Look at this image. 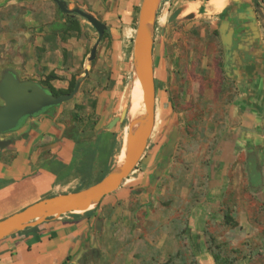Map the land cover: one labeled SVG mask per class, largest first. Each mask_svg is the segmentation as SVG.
<instances>
[{"label":"crops","instance_id":"0c3cea01","mask_svg":"<svg viewBox=\"0 0 264 264\" xmlns=\"http://www.w3.org/2000/svg\"><path fill=\"white\" fill-rule=\"evenodd\" d=\"M86 3L89 7L76 5L106 25L105 36L97 46L94 64L88 62L87 56L97 37L96 30L80 16L76 17L79 32L63 36L62 32L51 30L53 23L64 22L63 14L61 18L50 21L41 33L43 35L38 36L36 45L40 46L42 54L38 60H31V65L38 64L39 68L44 69V75L39 78L41 80L49 73L55 74L58 78L50 80V84L61 89L68 86L76 72L79 71V74L75 77L81 78L87 66L89 69L81 79L83 82L89 79L95 68L110 72V80L113 81L111 90L95 92L98 96L97 119L107 125L118 115L115 110L121 112L125 107L127 84L123 78L132 68L133 38L141 0H86ZM162 4L168 23L175 20L178 23L184 20L187 23L195 22L201 17L211 23L217 21L216 29L224 51L223 57L228 62V76L234 80L239 92L237 97L224 106L228 108L229 117H233L236 125H228L224 113V119H215L213 122L215 112L212 111L208 115L210 131L215 134L217 127L220 131L226 125L225 130L239 135V150L250 149V145L257 144L260 135H264V40L253 5L248 0H159L158 9ZM241 7L244 10L239 11ZM230 8H234L235 13L232 15ZM176 9L179 10L177 18L169 21L171 13ZM189 14L193 16L187 18ZM164 17L159 20L163 21ZM231 18H236L237 27L244 29L236 31L235 21ZM220 28L225 30L224 33L220 32ZM243 32H246V37L241 34ZM221 35L229 41L228 50L223 47ZM237 40V46L233 47ZM50 41H54V44H50ZM153 70L154 127L135 169L117 189L104 195L94 208L48 217L36 225L13 231L0 239V264H164L168 261L170 264H189L194 259L193 255L198 261L207 258L208 263L212 262L204 250L206 238L202 230L205 225L197 222L195 211L186 215L183 224L177 213L174 214V207L162 205L164 191L158 189L157 184L167 175L159 177L155 174L167 153L168 143L174 133L173 126L180 113L174 111L165 90L164 95L159 94L158 86L160 82L163 84L164 75L157 76L154 56ZM17 77L23 79V76ZM129 105L130 90L127 107ZM51 112L28 117L20 127L9 131L4 138L10 140V143L0 149L1 203L12 201L15 196L12 192H18V188L21 189L20 193H24L32 186L37 188L40 183H45L46 187L41 193L46 196L39 195L38 200L51 195L58 187L56 174L50 167L57 162L69 164L76 143L69 137V127L62 124L57 116H52ZM187 129L190 135L191 132L194 135L199 132L193 123ZM226 144L229 143L220 139L215 148L219 150L220 157L214 156L211 166H219V175L216 178V170H210L211 177L218 181L216 189L214 187L207 191L210 198L219 197L228 166L232 165L236 157V154L227 156L224 153ZM230 147L233 148L232 145ZM184 193L177 192L175 202L180 197L188 200L190 192L186 195ZM212 204L214 206L215 202ZM201 233L203 236H199ZM195 236L198 237V250L192 242Z\"/></svg>","mask_w":264,"mask_h":264},{"label":"rangeland","instance_id":"374dc122","mask_svg":"<svg viewBox=\"0 0 264 264\" xmlns=\"http://www.w3.org/2000/svg\"><path fill=\"white\" fill-rule=\"evenodd\" d=\"M248 1L257 12L264 40V0ZM67 3L69 8L76 4L89 7L86 0H67ZM163 8V4L157 8V17L151 28L154 67L158 77L164 75L163 84L160 82L158 86L159 94L164 95L166 91L165 95L180 116L173 126L176 134L172 149L156 171L159 177L167 175L157 184V188L164 191L162 205L174 207V214L177 213L183 224L186 215L194 210L197 222L205 225L204 231L202 230L206 238L204 250L210 255L212 262L208 263L207 258L198 261L193 255L194 259L189 264H264V135H260L257 144L250 145L251 150H239V135L225 130L226 125L220 131L217 127L215 134L210 131L208 115L212 111L215 112L213 122L215 119H224V113L227 115L225 121L228 125H236L233 117H229L228 108L224 106L237 97L239 92L234 80L228 76V62L223 57L224 51L216 29L217 21L211 23L201 17L195 22L187 23L184 20L178 23L175 20L168 23ZM62 15L52 0H0V77L4 71L12 70L18 76H23V79L41 80L39 78L44 75V69L39 68L38 64L31 65V60H38L42 54L40 46L36 45L37 38L43 35L41 33L50 21L53 22ZM160 17H164V20L160 21ZM50 44H54V41H50ZM86 68L88 70L89 66ZM78 74L79 71L74 76ZM91 74L84 82L80 78L79 90L72 99L48 111H52V116H57L62 124L78 127L90 135L85 141L92 142L91 145L97 147L98 154L89 172V183L93 184L104 169L109 171L116 165L127 120L108 128L97 119L98 96L95 92L111 90L113 81L110 80V72L99 68H95ZM132 75L133 67L126 73V78H123L127 84L125 107L129 103ZM115 111L120 115L119 111ZM73 116L79 117L80 122L75 123ZM191 123L199 131L195 135L192 132L190 135V130L187 129L188 126L191 127ZM8 132L0 135V139L7 137ZM220 139L229 143L226 144L224 153L227 156L233 153L236 157L232 165L228 166L219 197L210 198L208 189H216L218 185L215 179L219 175V166L213 167L211 164L214 156L220 157L219 150L215 149ZM230 142L236 149L230 147ZM169 157H172V163ZM79 159L80 153L74 150L69 164L57 162L50 167L56 174L55 182L58 185L51 195L86 187V178L78 175L75 170ZM213 168L216 170V178H212L210 174ZM251 169L257 170L252 173ZM36 187L32 186L24 193H20L21 189L18 188V192H12L15 195L12 201H0V219L7 216H2L5 213L20 210L35 202L39 195L46 196L41 193L46 187L45 183ZM177 192H185L184 195L190 192V197L188 200L180 197L175 202ZM211 201L215 202L214 206ZM225 215L231 217L233 222L225 221ZM183 233L186 234V231L183 230ZM202 233L199 236H203ZM197 238L195 236L192 241L196 250L199 249ZM164 264H170V261Z\"/></svg>","mask_w":264,"mask_h":264},{"label":"water","instance_id":"95a60500","mask_svg":"<svg viewBox=\"0 0 264 264\" xmlns=\"http://www.w3.org/2000/svg\"><path fill=\"white\" fill-rule=\"evenodd\" d=\"M62 13L77 14L87 20L96 30L97 37L92 44L87 56L91 62L97 52L106 25L98 20L92 13L75 5L68 7L67 0H52ZM159 0H141L136 31L133 38L132 67L138 72V82L144 103V114L141 124L134 130H129L123 140L124 161L119 168H111L100 180L95 183L70 192L53 194L17 210L0 219V239L13 231L36 225L48 217L60 216L72 212H84L94 208L99 200L106 194L119 187L124 179L135 169L145 151L147 140L151 135L155 120V84L153 70V35L151 28L155 21ZM179 10H174L169 21L177 18ZM193 15L189 14L187 18ZM220 28V32L224 33ZM222 37V35H221ZM224 49H229V41L221 38ZM88 70H84V78ZM78 81L71 92L63 95H54L47 88L30 79H19L12 70H6L0 77V135L17 129L26 118L47 113V111L62 102L69 101L78 92ZM128 107H124L120 115L113 117L107 124L111 128L118 122L127 120ZM128 127V120H127ZM175 133V131H174ZM167 146V153L172 149L175 134ZM10 143L8 139H0V149ZM166 153V154H167ZM157 176V172L155 174Z\"/></svg>","mask_w":264,"mask_h":264},{"label":"trees","instance_id":"16d2710c","mask_svg":"<svg viewBox=\"0 0 264 264\" xmlns=\"http://www.w3.org/2000/svg\"><path fill=\"white\" fill-rule=\"evenodd\" d=\"M65 16V20L64 22H55L52 25L51 30L53 31H58V32H62V35L64 36L65 34L69 35L71 32H79L80 31V26L78 23V20L76 17H78L77 14H67V13H63ZM105 36V31H104V35L102 37V39ZM95 62V59H93L90 63L91 65H93ZM58 78L55 74L53 73H49L45 76V78L41 81H38V83H40V85H42L43 87L47 88L52 94L54 95H63V94H67L69 92L72 91V89L74 88L75 84L80 80V78H76L75 76H72L69 80L68 86L64 89L61 88H55L50 84V80L52 79H56ZM52 109V107L50 108ZM49 109V110H50ZM73 119L75 121V123L80 122L79 117L77 116H73ZM69 137H71L72 139H74L75 143L77 144V147L75 148V150L77 152L80 153V159L76 165V172L78 175H80L83 178H86V181L84 183H86V187L89 186L91 183H89V172L93 166V161L95 159V157L98 155L97 154V147L92 146V142L90 143H86V139L90 137L89 134H87L85 131H83V129H79L78 127L75 126H71L69 127ZM83 141V143H82ZM257 169L252 170L251 172H256ZM108 171L106 169H104V171L102 173H100V175L98 176V178L96 179V181L100 180ZM83 180V179H82ZM95 181V182H96ZM83 187L78 188L81 189ZM226 218L225 221H227L228 223H232V219L231 217H229L228 215L224 216ZM234 224V223H233Z\"/></svg>","mask_w":264,"mask_h":264},{"label":"bare ground","instance_id":"6f19581e","mask_svg":"<svg viewBox=\"0 0 264 264\" xmlns=\"http://www.w3.org/2000/svg\"><path fill=\"white\" fill-rule=\"evenodd\" d=\"M144 111V103L140 92V85L138 82V72L133 71L132 80L130 84V105L128 107L127 114L128 127L126 128V131L123 132V140L129 128L130 130H134L141 124ZM123 161L124 148H122V150L120 151V155L117 157L116 168H119L122 165Z\"/></svg>","mask_w":264,"mask_h":264},{"label":"flooded vegetation","instance_id":"af4514ba","mask_svg":"<svg viewBox=\"0 0 264 264\" xmlns=\"http://www.w3.org/2000/svg\"><path fill=\"white\" fill-rule=\"evenodd\" d=\"M230 10H231V15L232 14H234L235 12L233 11L234 10V8L232 9V8H230ZM238 10L240 11V10H244V7H241V8H238ZM233 21H235V25H236V31H238V30H243L244 29V27L243 28H241V27H237L238 25H237V22H238V20L236 21V18H231ZM242 35H243V37H246V32H243V33H241ZM250 36V35H249ZM251 36H253V34L251 35ZM237 44H238V40L237 41H234V46L233 47H235V46H237ZM257 44V43H256ZM51 110V109H50ZM49 110V111H50Z\"/></svg>","mask_w":264,"mask_h":264}]
</instances>
